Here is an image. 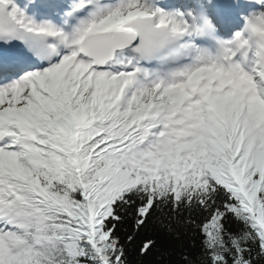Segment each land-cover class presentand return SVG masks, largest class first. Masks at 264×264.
<instances>
[{
    "label": "snow or ice",
    "instance_id": "1",
    "mask_svg": "<svg viewBox=\"0 0 264 264\" xmlns=\"http://www.w3.org/2000/svg\"><path fill=\"white\" fill-rule=\"evenodd\" d=\"M154 261L264 264V0H0V264Z\"/></svg>",
    "mask_w": 264,
    "mask_h": 264
},
{
    "label": "trees",
    "instance_id": "2",
    "mask_svg": "<svg viewBox=\"0 0 264 264\" xmlns=\"http://www.w3.org/2000/svg\"><path fill=\"white\" fill-rule=\"evenodd\" d=\"M132 259L135 260V256L134 255H133ZM148 259H152V258L149 257ZM153 264H155V261L153 262Z\"/></svg>",
    "mask_w": 264,
    "mask_h": 264
}]
</instances>
